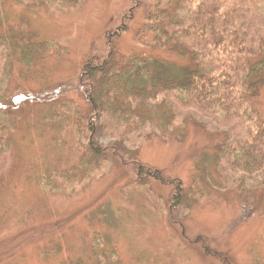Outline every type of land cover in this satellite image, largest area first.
Wrapping results in <instances>:
<instances>
[{
	"label": "rangeland",
	"instance_id": "1",
	"mask_svg": "<svg viewBox=\"0 0 264 264\" xmlns=\"http://www.w3.org/2000/svg\"><path fill=\"white\" fill-rule=\"evenodd\" d=\"M156 1L143 0L117 34L131 0H0V124L11 133L0 163V264H264V174L237 179L213 158L218 144L250 135L253 115L207 119L164 97L91 121L81 70L110 42L171 71L196 65L145 32ZM166 1L174 20L186 16V0ZM20 41L50 46L25 64ZM120 139L130 154L111 150ZM90 140L103 160L82 159ZM135 165L147 166L142 179Z\"/></svg>",
	"mask_w": 264,
	"mask_h": 264
},
{
	"label": "trees",
	"instance_id": "2",
	"mask_svg": "<svg viewBox=\"0 0 264 264\" xmlns=\"http://www.w3.org/2000/svg\"><path fill=\"white\" fill-rule=\"evenodd\" d=\"M131 1L117 34L127 31L126 25L143 2ZM160 1L157 0L146 15L145 32L153 35L152 40L157 41L159 47L167 46L169 53L191 54L192 63L196 65L171 71L159 56L149 52L126 55L110 42L111 46L105 51L87 56L83 62L80 85L90 120L99 121L102 115L121 120L131 115L127 113V106L136 102L144 105L147 100L164 97H169L181 110L207 119H243L253 115L250 135L240 141L218 144L213 158L228 175L237 179L263 175L264 0H197L194 7L191 0H186V16L177 21L170 13L168 1L164 4ZM182 1L179 0V4ZM46 46L50 45L20 41L19 62H31L33 53ZM7 55L0 48V72ZM198 60L208 66L203 69ZM10 139L9 129L0 124V163L10 149ZM87 146L91 155L82 157L85 162L104 159L105 150L98 142L90 140ZM119 148L130 154L122 139L111 150L117 149L118 153ZM130 158L138 164L136 153ZM146 169L147 166L135 165L140 179L145 177ZM146 177L158 179L157 173ZM181 191V186L175 190L177 204L182 201L179 200Z\"/></svg>",
	"mask_w": 264,
	"mask_h": 264
}]
</instances>
